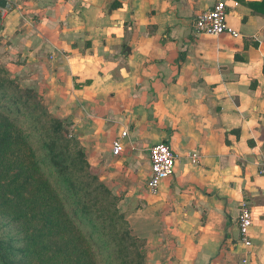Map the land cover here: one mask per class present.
Listing matches in <instances>:
<instances>
[{
  "label": "crops",
  "instance_id": "obj_1",
  "mask_svg": "<svg viewBox=\"0 0 264 264\" xmlns=\"http://www.w3.org/2000/svg\"><path fill=\"white\" fill-rule=\"evenodd\" d=\"M13 1L0 63L68 124L101 179L126 186L147 264H243V202L249 264H264V0H225L236 38L195 32L216 0ZM159 142L179 161L153 195Z\"/></svg>",
  "mask_w": 264,
  "mask_h": 264
},
{
  "label": "rangeland",
  "instance_id": "obj_2",
  "mask_svg": "<svg viewBox=\"0 0 264 264\" xmlns=\"http://www.w3.org/2000/svg\"><path fill=\"white\" fill-rule=\"evenodd\" d=\"M2 79L8 92L11 93L16 91L20 94L22 101L20 106L23 107V109L16 111V116H14V114L8 117H6L7 115L3 117L0 116V121H4L5 123H9V121L15 117L19 119V122L15 123L14 126L10 125V127L3 132L7 137L8 143L11 140L13 141V151L10 157L0 159V183H5L7 179H11L14 182L13 185L2 187L0 193L5 191L7 194L10 189H13L14 193H19L21 195V197L16 196V194L12 195L14 199L11 207V212L13 213L12 217L6 214L7 208L0 204V237H8L10 235L25 239L31 235L34 228L43 227V241L49 247L47 257H53L45 259V264H52L57 261L60 262V264H75L77 260H79L81 264L84 261L86 264H97V262L101 264V258L98 257L97 259V242L94 237L87 235L85 252L79 247L75 253L76 243L70 241L71 236L68 234L66 236L56 234L43 220L46 218L48 209L47 198L51 190L45 180L48 172L45 171V165L40 158L42 153L38 138L36 137V131L30 127L29 121L34 120L42 128L51 130L53 122L51 119L59 118L49 112L42 101V96L38 94V92L34 93L36 95L34 98L40 103L37 104L34 101H29L27 99L29 87L27 85H21L19 80L12 76L10 69L0 63V80ZM9 110H11L10 107L5 108V114L9 113ZM64 126L69 130L68 125ZM69 133L71 134L70 131ZM26 135H30L27 143L24 140ZM75 141L76 143L73 141L71 146H75L77 154L78 150L83 148L77 139ZM73 160L78 164L76 167V175L78 177L80 194L92 200L93 208L96 211H107L101 219L102 223L106 224V226H109L110 223L117 225L116 227L114 226L112 230L109 228L106 229V232L113 236L112 245L117 247L118 244L122 242L125 246L131 244V246L127 247L128 250L123 254V256H125L124 258L134 260L138 262V264H147V247L141 236L137 235L138 232H141L140 228L134 225L135 221L140 217V206L132 204L126 207V186H114L109 181L101 179L98 172L94 170L88 160L86 153L81 157L75 156ZM34 161L40 164L39 168L34 169V173L40 182V187L37 191H31V193L27 194L25 192V186L20 187V185L25 178L24 171L27 167H30ZM32 172L33 170L29 171V173ZM19 175H21V177H19ZM31 195L33 196L32 202L27 203ZM120 213L123 214L124 217H121L119 221L116 222V218H118ZM112 214H114V216ZM22 215H25L26 219L23 220L21 218ZM127 229L130 230L132 237L137 238V242L140 245L138 248L132 245V238L130 235L129 237H125V233L128 231ZM65 243L70 244L71 247L67 246L62 249ZM135 247L136 252L143 251L144 256L134 255ZM126 259H122L119 262L122 264H129Z\"/></svg>",
  "mask_w": 264,
  "mask_h": 264
},
{
  "label": "trees",
  "instance_id": "obj_3",
  "mask_svg": "<svg viewBox=\"0 0 264 264\" xmlns=\"http://www.w3.org/2000/svg\"><path fill=\"white\" fill-rule=\"evenodd\" d=\"M35 92L32 89H28L27 99L34 101L37 104L34 96ZM20 94L18 92H8L4 86L3 79L0 80V116H16V111L22 110ZM10 107L7 114H5V108ZM45 109V107H44ZM28 118V115H27ZM51 130H46L38 125L34 120L29 121L30 127L36 131V137L41 148L42 155L40 156L43 164L45 165L46 182L50 186V194L47 198L48 209L44 222L49 225L51 230L61 236L70 235V241L75 244V253L77 248L80 247L85 252V242L87 241V235L95 238L97 242V259L101 258V264H119L125 256L123 254L128 250L122 243H119L117 247L112 245L113 236L106 232V229L112 230L116 224L106 226L102 223L101 219L106 214V210L96 211L93 208V203L90 198H86L80 194V187L78 184V177L76 175L77 162L74 161V157L84 156L83 149L78 150L76 154L75 146H71L73 141L76 143L75 137L69 133V130L64 125H68L65 121L60 119H51ZM19 122L17 117L5 123L0 121V159H6L10 157L13 151V141L7 142V137L3 134L4 130L14 126ZM30 135L25 136V142L27 143ZM74 147V148H73ZM35 159V158H34ZM39 162H33L30 167H27L24 171L25 178L22 181L21 186H25V192L31 193L39 189L40 182L34 173L35 168H39ZM33 170L32 173H29ZM21 177V175H19ZM11 179H7L5 183H0V189L7 185H13ZM14 193L13 189H10L7 194L5 191L0 193V204L7 208L6 214L12 217L11 207L14 202L12 197ZM16 196L21 197L19 193ZM32 195L27 203L32 202ZM114 216V214H112ZM121 217H124L120 213L116 222ZM17 218V216H16ZM26 219L25 215L21 217ZM18 220V218H17ZM28 230V229H27ZM125 233V237L132 238V245L137 248L140 246L136 237H132L130 230ZM78 232V233H77ZM44 230L41 228H34L29 237L25 239L16 238L13 236L0 237V264H45V259L53 258L47 257L49 247L43 241ZM77 234V235H74ZM25 242V243H24ZM24 243V244H23ZM71 247L70 244L65 243L62 249L65 247ZM134 248V255H142V252H136ZM61 249V250H62ZM57 252V251H56ZM129 264H138L134 260L126 259ZM145 263V260H144ZM52 264H60V262H54ZM75 264H81L79 260ZM82 264H86L84 261ZM97 264H99L97 262ZM122 264V263H120Z\"/></svg>",
  "mask_w": 264,
  "mask_h": 264
},
{
  "label": "built area",
  "instance_id": "obj_4",
  "mask_svg": "<svg viewBox=\"0 0 264 264\" xmlns=\"http://www.w3.org/2000/svg\"><path fill=\"white\" fill-rule=\"evenodd\" d=\"M13 4V0H0V22L11 11ZM235 4L237 5V3ZM228 12L229 7L225 0H216L210 8L197 14L193 23L195 32L214 37H219L223 34H228L235 38L240 36V33L227 23ZM126 134L127 132L123 131L121 137ZM121 137H117L112 141V154L115 156L120 155L124 150ZM148 153L151 173L146 189L148 193L155 195L159 191L162 182L173 175L175 165L179 161V154L164 142L150 146ZM200 156L196 151L189 154L191 163L198 165ZM259 173L264 175V160L259 165ZM252 225L253 217L250 206L246 202H243L239 208L238 217L240 240L244 246L243 264H249V258L253 253V244L249 235Z\"/></svg>",
  "mask_w": 264,
  "mask_h": 264
}]
</instances>
